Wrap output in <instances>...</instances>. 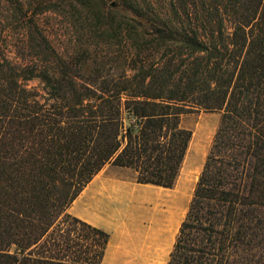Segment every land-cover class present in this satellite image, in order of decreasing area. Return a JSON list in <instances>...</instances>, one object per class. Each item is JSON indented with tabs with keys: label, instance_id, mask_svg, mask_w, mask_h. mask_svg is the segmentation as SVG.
<instances>
[{
	"label": "trees",
	"instance_id": "trees-1",
	"mask_svg": "<svg viewBox=\"0 0 264 264\" xmlns=\"http://www.w3.org/2000/svg\"><path fill=\"white\" fill-rule=\"evenodd\" d=\"M145 1L0 0V264H101L109 233L72 204L108 164L172 187L200 110L222 115L168 264H264V0ZM66 2L133 36L131 72L42 28Z\"/></svg>",
	"mask_w": 264,
	"mask_h": 264
},
{
	"label": "crops",
	"instance_id": "crops-1",
	"mask_svg": "<svg viewBox=\"0 0 264 264\" xmlns=\"http://www.w3.org/2000/svg\"><path fill=\"white\" fill-rule=\"evenodd\" d=\"M120 173L103 168L74 201L82 213L70 214L109 233L101 264H168L187 215L190 188L140 183ZM118 192L143 201L129 213Z\"/></svg>",
	"mask_w": 264,
	"mask_h": 264
},
{
	"label": "rangeland",
	"instance_id": "rangeland-1",
	"mask_svg": "<svg viewBox=\"0 0 264 264\" xmlns=\"http://www.w3.org/2000/svg\"><path fill=\"white\" fill-rule=\"evenodd\" d=\"M114 1L115 0H108V8L112 7ZM139 1L144 5L146 4L145 0ZM154 6L155 8L160 7L163 9L164 2L155 0ZM80 10L81 11L78 12L83 15L88 12L83 8ZM55 11L57 14L49 11L40 13L38 19L42 28L45 30L50 31L54 27L52 37L60 34L55 40H63V48L81 42V45L92 49V58H95L94 56L100 58L99 61L103 63V69L106 73L118 75L125 71L131 72L130 68L135 65V63H133L134 57L137 56L135 54V39H133V36L126 33L125 36L117 39H108L106 38L107 36L105 38L98 37L91 31L93 28L92 21L79 14H77V17L75 18V11L71 9L68 2H66L63 7L55 9ZM116 19L120 20L121 17L118 16ZM19 25L20 24L16 23V38H21ZM156 51L157 50L151 49L142 51L140 57L141 60L157 61L158 58L156 56ZM141 63L142 62H140L139 59L138 65L140 66ZM31 85L38 86L39 82L33 81L31 82ZM221 115L222 112L220 111L200 110L189 112L182 116V125L192 130V138L180 169L179 176L172 188H179L183 185L190 188V198L186 204V213L194 193L196 182L199 179L208 153L211 149L214 136L220 123ZM106 169H117L118 171H121L122 174L120 173V175L133 176L136 178V172L132 168L122 167L123 170H119L120 166L108 164ZM118 195L124 197V203L120 202V204H123V209L129 211V213L135 212L137 202L143 201L142 198L138 200L136 196H127L126 193L122 194L121 192H118ZM145 198L150 197L147 195ZM81 202L82 200H80V203ZM69 212L82 213L81 206L74 202L72 208L69 209Z\"/></svg>",
	"mask_w": 264,
	"mask_h": 264
}]
</instances>
